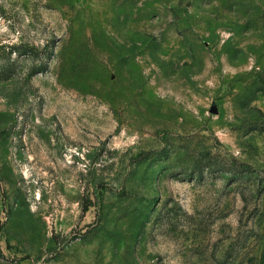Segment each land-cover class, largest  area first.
Here are the masks:
<instances>
[{"label":"rangeland","instance_id":"374dc122","mask_svg":"<svg viewBox=\"0 0 264 264\" xmlns=\"http://www.w3.org/2000/svg\"><path fill=\"white\" fill-rule=\"evenodd\" d=\"M0 264H264V0H0Z\"/></svg>","mask_w":264,"mask_h":264}]
</instances>
